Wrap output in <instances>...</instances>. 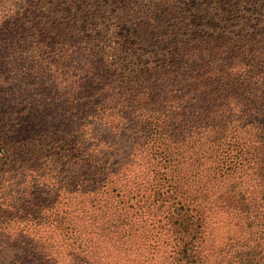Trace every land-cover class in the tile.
I'll return each instance as SVG.
<instances>
[{
    "label": "trees",
    "instance_id": "obj_1",
    "mask_svg": "<svg viewBox=\"0 0 264 264\" xmlns=\"http://www.w3.org/2000/svg\"><path fill=\"white\" fill-rule=\"evenodd\" d=\"M20 3L0 264H264V0Z\"/></svg>",
    "mask_w": 264,
    "mask_h": 264
},
{
    "label": "rangeland",
    "instance_id": "obj_2",
    "mask_svg": "<svg viewBox=\"0 0 264 264\" xmlns=\"http://www.w3.org/2000/svg\"><path fill=\"white\" fill-rule=\"evenodd\" d=\"M23 1H25V0H0V22L8 14L9 9H13L14 12H21V6H22L23 3H20V2H23ZM14 3H16V4H14ZM15 39L16 38L14 37L13 41H15ZM7 54L9 56L12 55L10 50H9V52ZM9 58H12L11 60L15 61L13 56H10ZM15 64H17V63H15ZM8 69H9V66L7 64H3L2 62H0V80L6 81V79H7V81L9 82V86L12 85L15 90L18 87L24 88L25 89V90H23V92H25L24 96L26 94L27 95H32L28 91V88H29L31 82L36 81V80L44 81V79L41 76H39V75L32 76L33 75V73H32L30 76H28V75L24 74V71H25L24 69H22L21 71H16V69L14 68L13 70L7 71ZM23 75H26V76H23ZM57 90L58 89H56V88H52L50 90L48 89L49 93L51 92L49 95L56 96L57 95L56 94ZM52 92H54V93H52ZM29 104H30V102H29ZM27 110L29 111V109H27ZM43 111H46V108H43L40 112H43ZM47 112H50V113H48L46 115L47 118H48V116H52V118H53L54 115H55V117L58 118L59 113H60V112L56 111L57 114H58V116H56V114H53L50 110H48ZM40 116L41 117H46V116H44L42 114ZM56 121H57V119H56Z\"/></svg>",
    "mask_w": 264,
    "mask_h": 264
}]
</instances>
